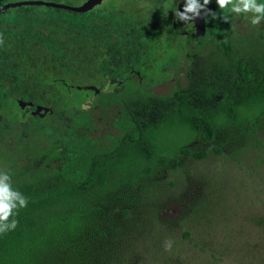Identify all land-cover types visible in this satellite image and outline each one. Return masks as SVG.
Segmentation results:
<instances>
[{
    "label": "rangeland",
    "instance_id": "obj_1",
    "mask_svg": "<svg viewBox=\"0 0 264 264\" xmlns=\"http://www.w3.org/2000/svg\"><path fill=\"white\" fill-rule=\"evenodd\" d=\"M110 1L97 4L96 12ZM165 1L157 13L171 28L176 12L190 0ZM197 5L207 21L203 38H178L172 55L149 50L154 60L146 73L138 74L135 63L128 76L95 77V83L79 79L56 85V93L40 87L43 116L34 107L8 104L0 113V171L11 176L12 184L52 178L58 172L83 178L95 153L137 135L128 104L139 97L171 96L177 90L201 94L212 85L213 99L226 100L241 59L259 74L264 68V20L254 26L251 13L246 17L233 12L229 55L208 30L220 10L217 0H197ZM24 7L49 13L44 5ZM81 101L82 106L65 105ZM213 144L202 136L194 138L188 147L205 151L204 157H180L177 169L156 170L115 202L108 250L112 264H264V119L256 132L222 126ZM169 239L172 249L165 251ZM53 258L61 261L63 255Z\"/></svg>",
    "mask_w": 264,
    "mask_h": 264
},
{
    "label": "trees",
    "instance_id": "obj_2",
    "mask_svg": "<svg viewBox=\"0 0 264 264\" xmlns=\"http://www.w3.org/2000/svg\"><path fill=\"white\" fill-rule=\"evenodd\" d=\"M75 1L79 5L85 0ZM7 2L0 0V5ZM165 2L111 0L98 13L95 7L88 12L47 7L48 14L24 6L1 11L0 98L6 101H0V113L8 104L22 109L19 99L40 105V87L56 93V85L79 79H115L133 72L135 63L142 75L154 60L149 50L171 55L178 38L197 39L164 26L157 12ZM99 14L105 21L95 18ZM217 14L208 30L230 55L227 33L233 12L220 9ZM213 94L209 85L201 94L177 90L171 96H141L128 104L137 135L95 153L83 178L58 172L52 178L12 184L28 205L10 218L18 220L16 229L0 234V264H112L108 250L115 202L156 170L177 169L180 157H204L205 151L188 147L196 137L213 144L225 125L256 132L264 119V68L256 74L241 59L228 99L214 100ZM83 101L65 105L82 106ZM56 255L63 260L54 261Z\"/></svg>",
    "mask_w": 264,
    "mask_h": 264
},
{
    "label": "clouds",
    "instance_id": "obj_3",
    "mask_svg": "<svg viewBox=\"0 0 264 264\" xmlns=\"http://www.w3.org/2000/svg\"><path fill=\"white\" fill-rule=\"evenodd\" d=\"M210 0H205L208 4ZM219 8L227 12H234L237 15L251 13V24L257 26L264 20V2L260 0H217ZM185 11L176 12L179 18L188 19L186 13L195 11L197 8V0H190V3L184 6ZM210 11V10H209ZM200 14L197 12L196 16ZM213 17L215 15L213 14ZM193 19V18H192ZM190 19V20H192ZM4 44L2 35H0V45ZM28 205L27 197L23 196L19 191L12 187L11 176L6 171H0V234H6L9 231L15 230L18 226V220L10 219L18 215L20 208H25ZM173 241L166 240L164 243L165 251H171Z\"/></svg>",
    "mask_w": 264,
    "mask_h": 264
},
{
    "label": "water",
    "instance_id": "obj_4",
    "mask_svg": "<svg viewBox=\"0 0 264 264\" xmlns=\"http://www.w3.org/2000/svg\"><path fill=\"white\" fill-rule=\"evenodd\" d=\"M103 0H85L82 4L79 5H72V4H67V3H61V2H53V1H45V0H23V1H12V2H7L4 4L0 5V12L10 9V8H16V7H21V6H27V5H44L52 8H59V9H65L69 11H74V12H88L92 10L97 4H100ZM182 11H185L183 9ZM199 13V16H196V13ZM186 16L190 20L192 19V22H197V25L194 27H190L186 21L183 20V18L175 17L173 21V28L175 29L176 32L180 33L181 35L185 37H194L198 38L200 36L205 35L206 33V18H205V13L203 9L199 6L195 9V11H189L186 13ZM90 88L95 89L94 86H90ZM18 103L22 106L25 107L27 105L32 106V102H25L22 99L18 100ZM42 105H37L35 112L38 113L40 116H43L44 113L42 112Z\"/></svg>",
    "mask_w": 264,
    "mask_h": 264
},
{
    "label": "flooded vegetation",
    "instance_id": "obj_5",
    "mask_svg": "<svg viewBox=\"0 0 264 264\" xmlns=\"http://www.w3.org/2000/svg\"><path fill=\"white\" fill-rule=\"evenodd\" d=\"M260 2H264V0H260ZM101 3H103V2H101ZM187 4H189V3H186V5H187ZM97 6H98V5H97ZM197 6H198V5H197ZM95 8H96V6H95ZM180 12L183 13L184 11H180ZM175 17H178V16L176 15ZM175 17H174V18H175ZM183 20L186 21V23H188L190 27H194V25L192 24V20H186V19H184V18H183ZM173 21H174V19H173ZM172 24H173V23H172ZM164 26H165V25H164ZM195 26H196V25H195ZM165 27H167V26H165ZM172 28H173V25H172ZM168 29H170V28H168ZM173 29H174V28H173ZM174 30H175V29H174ZM179 34H180V33H179ZM180 35H181V34H180ZM182 36H183V35H182ZM197 39H198V38H197ZM176 51H177V50H176ZM174 53H175V51L173 52V54H174ZM171 55H172V54H171ZM126 66H127V68H129V70L131 69V65H130V64H127ZM127 76H128V75H127ZM37 105H38V104H34L33 106H29V107H34V108L36 109V106H37ZM35 109H34V110H35ZM34 110H32V111H34Z\"/></svg>",
    "mask_w": 264,
    "mask_h": 264
}]
</instances>
